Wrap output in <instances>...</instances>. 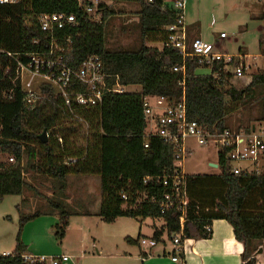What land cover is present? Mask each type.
Instances as JSON below:
<instances>
[{
  "label": "trees",
  "instance_id": "16d2710c",
  "mask_svg": "<svg viewBox=\"0 0 264 264\" xmlns=\"http://www.w3.org/2000/svg\"><path fill=\"white\" fill-rule=\"evenodd\" d=\"M82 1L83 5L79 0H22L15 5H0V155L14 158L13 162L0 159V199L22 194L26 185L22 159L25 153L36 157L34 148L38 146L41 151L37 154L42 160L35 164L48 176L100 177L102 200L98 216L104 222L117 217L162 219L163 228L153 235L157 240L163 229L169 235L179 232L180 216L184 219V237H208L210 233H204L205 227L211 226L213 220L223 219L231 224L234 237L243 244L241 264H258L264 252V156L259 172L235 175L229 170L227 151L219 149L217 173L185 175L183 211L170 208L160 213L158 203L151 201V197L159 200L169 189L155 177L172 172L174 145L152 136L147 139L148 147L143 146V101L145 97L164 96L177 102L184 96L188 120L208 128L215 125L219 130L229 128L228 116L240 108L256 110L251 119L264 122V72L257 71L244 88L237 89L230 82L233 75L223 71L222 62L209 68L210 74H197L198 68L206 66L195 58L182 57L172 46L158 49L147 45L150 41L164 44V27L176 22V11L165 0ZM261 1L264 15V0ZM116 2L138 5L135 14L141 44L136 50L111 51L106 47L105 25L116 14ZM62 12L74 15L75 21L53 32L42 31L35 19L40 14ZM52 39L67 46L69 65L75 67L88 55H98L109 75V85L115 83L117 76L122 86H140L139 92L109 91L101 103L77 109L86 121L83 147H68L66 132L75 131L81 124L73 121L58 126L65 111L52 88H43L46 96L31 112H25L21 104L15 59L25 62L27 54L50 55ZM260 45L264 51V38ZM173 66H184V72L172 71ZM10 90L14 97L7 99L4 96ZM43 130L48 134L46 143L39 139ZM243 130L250 132V125ZM58 136L62 137V144L57 141ZM66 158L75 161L67 164ZM145 176L152 179L144 183ZM51 204L60 211L59 222L53 228L55 237L61 240L69 214L62 204ZM18 213L15 248L11 255L0 254V264H21L20 254L26 251L21 240L23 227L41 215H25L19 210ZM126 241L136 242L129 238Z\"/></svg>",
  "mask_w": 264,
  "mask_h": 264
},
{
  "label": "rangeland",
  "instance_id": "374dc122",
  "mask_svg": "<svg viewBox=\"0 0 264 264\" xmlns=\"http://www.w3.org/2000/svg\"><path fill=\"white\" fill-rule=\"evenodd\" d=\"M97 1L112 3L111 0ZM247 1L250 0H184L185 26L190 34L199 36L211 44H214V37L223 35L225 37L223 46L227 54L238 56L242 37L238 32L242 12L239 7L244 6ZM167 2L171 4L169 0ZM113 5L116 14L105 25L107 49L136 50L141 44L135 14L138 5L132 2H116ZM147 45L162 47L159 41H150ZM246 60L247 63H253L251 56ZM253 70L254 67H251L246 73L250 75ZM208 71L201 67L197 73L205 74ZM226 71L232 73L233 67L228 66ZM249 75L241 78V82L247 80ZM235 85L240 87L238 83ZM125 91L139 92L140 86H126ZM250 111L251 108L241 109L231 116V119H228L229 128L235 130L241 127V123L247 119L245 115L251 117ZM69 120L66 117L59 118L58 126L69 125V122H72ZM256 132L259 133V128H256ZM66 137L69 148L83 147L86 143V125L81 124L75 131L66 132ZM185 145L189 147V153L185 156L181 168L184 174L218 172L217 168L211 166V163H216L218 159L219 149L216 145H200L192 137L185 139ZM34 149L36 157H30L25 153L22 159L23 177L26 182L22 194L6 195L0 199V254L2 251L14 250L19 210L25 215L41 213L40 216L28 221L22 230L21 240L27 245L30 253L67 254L72 258L71 264H136L139 250L148 247L141 245L139 241L152 238L154 229L163 227L162 219L140 220L119 217L113 222H104L97 214L99 207L95 206L102 196L99 176L69 174L63 179L52 178L41 172L35 164L42 159L37 154L41 151L40 148L35 146ZM7 158V155H0L2 161H7ZM240 165L255 168L249 161ZM256 167H260V162ZM52 202L62 204L69 214L67 234L61 240L55 237L53 228V225L59 222L60 211L52 207ZM88 209L95 212L85 215L83 212H87ZM139 227L141 237L138 243H128L127 236L137 240ZM162 248L168 252L173 248L166 231L153 249L160 251Z\"/></svg>",
  "mask_w": 264,
  "mask_h": 264
},
{
  "label": "built area",
  "instance_id": "2783aa9c",
  "mask_svg": "<svg viewBox=\"0 0 264 264\" xmlns=\"http://www.w3.org/2000/svg\"><path fill=\"white\" fill-rule=\"evenodd\" d=\"M22 0H0V5H15ZM81 5L84 4L79 0ZM97 3V0H95ZM176 11V22L164 27L166 40L164 45L172 46L182 57H192L203 66L211 68L217 62L223 63V71L227 72L228 66L233 67V75L240 77L244 72V65L241 57L222 53L217 47L202 39H189L184 25V0L171 1ZM90 11V7H87ZM36 22L44 32H53L71 25L75 21L72 14L66 13H44L36 16ZM50 55L41 56L36 54L25 55L26 61L16 60L15 80L19 82L21 92V104L25 112H31L36 105L44 99L46 92L43 88H52L60 100L64 109L65 117L69 121H77L86 125L83 117L77 114L78 108H86L101 103L103 95L109 91L122 93L125 86L120 85L115 77V83L109 85V75L104 72L103 62L98 55H88L77 66L67 63V46L59 45L56 39H52L49 46ZM12 57L10 54H8ZM172 71L181 70L184 66H173ZM8 70V69H7ZM6 70V71H7ZM15 82V81H14ZM7 99H12L14 93L10 90L5 93ZM143 111L146 122L144 131V147H148L147 139L152 136L160 137L164 142H172L174 145V166L172 172L163 176L155 177L162 185L169 189L162 195L161 199L151 201L158 203L160 213L170 208L183 211L184 192L182 189L183 179L186 174L181 171L183 160L189 153L185 145V139L194 138L200 145L214 144L220 150H226V158L229 161V170L232 174L243 172H259L264 156V136L255 132H245L243 129L233 130L225 128L219 130L215 125L210 128L200 125L197 121L188 120L184 96L177 102H171L164 96L145 97ZM48 137V134H47ZM57 141L62 144V137L58 136ZM8 162L14 158L9 156ZM73 158H66L65 163L74 162ZM249 161L255 168L241 166L240 163ZM260 162V167L256 165ZM152 177L145 176L144 183ZM126 199V195L122 194ZM183 216H180L181 228L178 233L172 234V242L176 246V252H180V241L183 236ZM211 232V226L205 227V234ZM142 244L154 245L152 239H141ZM12 252H5L3 255H11ZM174 262L179 261L177 255L171 257ZM72 258L67 254H33L23 252L20 254L21 264H71Z\"/></svg>",
  "mask_w": 264,
  "mask_h": 264
},
{
  "label": "crops",
  "instance_id": "0c3cea01",
  "mask_svg": "<svg viewBox=\"0 0 264 264\" xmlns=\"http://www.w3.org/2000/svg\"><path fill=\"white\" fill-rule=\"evenodd\" d=\"M165 1L167 2V0ZM171 1L172 0H169V2ZM239 8L242 11L241 16L239 18L240 20L238 22L239 23L238 32L242 36L241 46L239 47V54H240L239 56L242 59L245 69H244L243 75L240 77H235L233 73H231L233 76L230 79V82L237 89L244 88L250 82L251 76L257 71L264 72V51L261 49V45H260V41L262 40V38H264V15L262 14L263 13L262 1L261 0H250V1L245 2L244 6L239 7ZM184 20H185V11H184ZM184 25H185V21H184ZM185 29H186V33L189 39H201L199 36H194L193 34H190L187 26H185ZM214 38H215V41L213 45H215L217 49H219V51H221L222 53H227L226 49L223 46L225 37L223 35H219ZM163 46L164 44L162 43V47L158 49H162ZM250 56L253 59V63L251 64L247 63L248 61L246 60ZM251 67H254V70L249 75L246 72L248 71V69H251ZM205 68L208 69L209 71L208 73H205L202 75L210 74L211 72L210 69L207 67ZM197 70H196V73H197ZM247 75H249L248 79L245 80L244 82H241L240 79L244 78ZM235 83L236 84L238 83L240 87H237ZM245 109H242V110H245ZM239 110H241V108L232 112L228 116V119L230 120L231 116H233L234 114H237ZM255 113H256V110L250 111V114H255ZM245 118L247 119H245V121L241 123L242 126L239 127L240 129H244V127L249 124L251 127V131L256 132V128H259V134L264 136V122L253 121L251 117L249 116L246 117V115H245ZM234 123H235L234 120H232V124ZM239 128H236L235 130ZM187 148L189 150V147ZM101 200H102V196L100 197L99 201L95 203L96 207L97 206L100 207ZM94 212L95 211L88 209L87 212H83V213L85 215H90V214H93ZM134 219L144 220L141 218H134ZM58 220H59V216H58ZM152 220H155V219H152ZM68 227L66 229L65 234H67ZM162 228L160 229L155 228L153 235L156 231H159ZM164 231L166 230L163 229L162 234L159 236L157 240L152 235V238L150 239L155 241L154 245H147L148 246L147 248L145 247L139 250L138 255H136V259H137L136 264H241V253L243 251V244L239 242L238 240H236L233 234L232 226L226 220H223V219L213 220L211 223V232L208 237H184L182 236L181 241H180V247H181L180 252H176V249H175L176 246L172 242V235H169L168 233L167 235L169 236V238H171V242L173 244V248L171 249V251L168 252L167 249H164V248H162L160 251H156L153 249L155 245L157 244V242L163 236ZM138 234L140 235L139 236L140 238L141 237L140 227H139ZM138 234H137V240H135L136 241L135 243H138V240H139ZM127 238L134 240L133 238L129 236H127ZM139 243L141 245H146V244H142L141 240L139 241ZM25 246H26L25 252H28V247L26 244ZM6 252H9V251H6ZM3 253H5V251L1 252V254ZM174 255L178 256L179 261L174 262L171 260V257ZM258 264H264V252L263 254L259 256Z\"/></svg>",
  "mask_w": 264,
  "mask_h": 264
},
{
  "label": "water",
  "instance_id": "95a60500",
  "mask_svg": "<svg viewBox=\"0 0 264 264\" xmlns=\"http://www.w3.org/2000/svg\"><path fill=\"white\" fill-rule=\"evenodd\" d=\"M39 139L42 143H46L47 142V134H46V131L43 130L42 133L39 135ZM211 166L217 168V164L216 163H213L211 164Z\"/></svg>",
  "mask_w": 264,
  "mask_h": 264
},
{
  "label": "bare ground",
  "instance_id": "6f19581e",
  "mask_svg": "<svg viewBox=\"0 0 264 264\" xmlns=\"http://www.w3.org/2000/svg\"><path fill=\"white\" fill-rule=\"evenodd\" d=\"M47 134V133H46ZM48 138V137H47Z\"/></svg>",
  "mask_w": 264,
  "mask_h": 264
}]
</instances>
